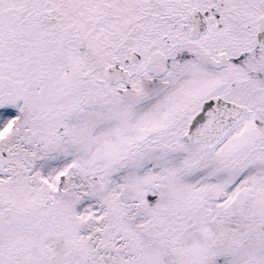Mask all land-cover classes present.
Masks as SVG:
<instances>
[{
	"label": "snow or ice",
	"instance_id": "obj_1",
	"mask_svg": "<svg viewBox=\"0 0 264 264\" xmlns=\"http://www.w3.org/2000/svg\"><path fill=\"white\" fill-rule=\"evenodd\" d=\"M0 264H264V0H0Z\"/></svg>",
	"mask_w": 264,
	"mask_h": 264
}]
</instances>
